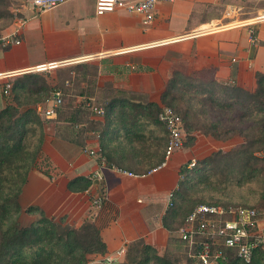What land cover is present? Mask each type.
<instances>
[{
    "label": "crops",
    "instance_id": "obj_1",
    "mask_svg": "<svg viewBox=\"0 0 264 264\" xmlns=\"http://www.w3.org/2000/svg\"><path fill=\"white\" fill-rule=\"evenodd\" d=\"M18 13L24 20L15 35L20 43L0 44V75L50 64L73 66V107L85 111L80 103L89 99L104 110L102 115L86 110V120L78 124L83 130L79 144L65 138V124L44 130L38 159L42 168L29 174L23 189L30 193L28 206H38L47 216H63L69 224L95 220L106 253L91 255L87 264H99L139 239L162 251L169 241L166 227L175 229L181 219L179 201L172 210L167 202L178 189L180 168L192 159L202 139L197 138L194 149L165 159L166 131L151 119L145 104L160 105L174 73L252 92L255 74H264V20L252 26L248 22L264 15V0L159 2L150 24L139 15L118 11L97 15L95 0H65L37 17H31L22 0ZM10 20L0 23V37L15 31L16 19ZM250 27L256 42L249 38ZM21 75L3 78L0 85ZM108 102L114 103L109 110L102 105ZM7 103L8 97L0 95V109ZM85 149L95 151V156ZM163 162L143 178L110 168L141 174ZM98 170L102 184L91 183L83 192L67 189L69 181L87 179ZM100 193L106 205L95 208L91 201ZM260 224L264 226V220Z\"/></svg>",
    "mask_w": 264,
    "mask_h": 264
},
{
    "label": "trees",
    "instance_id": "obj_2",
    "mask_svg": "<svg viewBox=\"0 0 264 264\" xmlns=\"http://www.w3.org/2000/svg\"><path fill=\"white\" fill-rule=\"evenodd\" d=\"M3 5V2L0 0V8ZM9 18H12L11 15H9ZM90 73L93 76L95 75L94 68ZM255 81L256 87L250 92L238 86L219 84L212 79H199V77L195 75L188 76L174 73L171 80L166 84L164 91L161 93L160 105L146 103L145 110L151 114V119L156 118V121L157 113L163 105L170 106L179 111L180 114H178L180 115L182 124H184L183 128H185V133L188 138L187 146H190L194 143L195 132L204 137H211L219 140L223 136L221 135L217 123H211L207 126L203 125L200 130L191 123L190 117L193 113L189 108H180L183 99L182 95H178L179 92L182 94L185 92L192 93L194 91L203 101L211 102L220 109L233 110L235 107L240 108L242 113H240L239 119L245 118L250 120V125L247 127L248 131H239L243 142L238 146L235 152L224 154L228 156L234 155L232 157L233 163L227 166H233L234 163L241 162L242 167L245 168L247 167L251 155L255 151H261L264 148V74L256 73ZM9 82L11 83L12 99L4 108L0 109V183L6 182V178L3 176H5L6 171H11L12 169L15 171L14 176H18L20 180H15V182L12 183L13 187H16L12 195L0 199V210L3 216L9 215L11 210L14 211L16 215L22 211L17 201L20 194L19 185H24L29 167L38 168V163H32V156H28V154L24 152V141L29 132L28 130L33 126H37L38 121L36 120L35 111L32 108L21 106L18 101L19 97L17 92L42 94L53 91V88L47 87L48 83L41 73L34 72L22 74ZM218 92L222 93L224 96L225 103H221L214 97ZM66 103H63L62 99V103L57 110V116L52 122H54L57 127L61 124H65L66 126L64 128L67 133L65 138L79 144L77 138L79 139V137H82L83 130L78 129V124L86 120L88 113L73 107L72 103L71 105H69V102ZM102 105L105 107L104 109L109 110L114 103L108 102ZM161 126L164 127L163 125ZM55 129L57 131L59 130L58 128ZM229 131H224V133L226 132L224 136H226ZM43 137L44 135H41L37 154H34L35 157L38 155L40 157L41 155ZM215 156L216 155L212 154L208 155L202 161L198 162V165L209 164V162L212 161V157ZM39 157L37 158L39 159ZM38 159L36 160L38 161ZM19 160L21 162L29 160V162L24 163L26 164L24 166H20L18 164ZM189 162L188 160V163ZM188 163L186 162L180 168V175L184 171L189 172V170H192V168H187ZM22 168H26L23 174L20 172ZM39 168L41 170L42 167ZM199 169L200 168H198V170ZM196 170L192 172L194 173ZM198 173H200V171ZM42 174L47 176L46 171L42 172ZM1 175L3 176L1 177ZM90 184L91 182L88 179L76 177L68 182L67 189L71 192H83L87 190ZM2 186L3 184L0 185V189ZM180 186L181 182L179 181L177 191ZM177 191L173 193L174 197H171L172 204L169 207L170 210L174 209V201L179 197ZM201 204L254 208L253 206L231 202ZM105 205L106 202L103 203L102 207L104 208ZM195 206L186 212L175 229L166 227L170 233L168 243L172 240L170 239L171 236L174 237L173 231H176L182 225L184 217ZM24 214L33 218L27 225H19L17 222H13L7 230L0 232V264H87L91 255L103 256L106 253V246L100 237V226L96 224L95 220L90 219L84 221L81 225L75 223L69 224L63 216L57 219L54 216H47L38 206L34 205L27 207L24 210ZM177 242L182 247L181 257L179 256L178 258L171 259L164 255L160 256L154 247L146 244L142 239L133 241L127 246L122 260L115 264H181L186 257V248L184 243L178 238ZM219 264H264V252L256 251L250 261L246 263L238 259L233 252L227 251L226 259L220 260Z\"/></svg>",
    "mask_w": 264,
    "mask_h": 264
},
{
    "label": "rangeland",
    "instance_id": "obj_3",
    "mask_svg": "<svg viewBox=\"0 0 264 264\" xmlns=\"http://www.w3.org/2000/svg\"><path fill=\"white\" fill-rule=\"evenodd\" d=\"M1 1L4 5L0 8V23L7 24L11 21L9 15H11V19L13 20V13L16 9H18L22 0ZM72 67L73 66L61 68L54 67L38 72L44 75L48 83V88H53V91L61 90L63 103L69 102V105H71V103H75L73 102L74 98L71 95L75 93L74 84H76V81L74 80L76 79V70L74 71L75 74L71 76L69 72L72 71L70 70ZM52 92L49 91L42 94L17 92L19 97L18 101L21 106L23 105L22 107L32 108L35 111V116L37 118L36 120L38 121L37 126L29 128V132L26 135L24 141V152L27 153L28 156H34L33 159L31 157L33 164L38 163L36 159H38L37 157H39V155L35 157L34 154H37L41 135H44V130L50 132L54 126L52 121L45 119L42 114L37 111L38 107L43 108L48 104V100L50 99ZM178 95H182L183 99L180 108H189L193 113V115L190 117L191 123H193L199 130L203 127V125L207 126L211 123H217L219 130L221 131V135L223 136L219 140L213 139L211 137H204L195 132L194 143L190 146H187L188 138L185 133V128H183V151L194 149L193 146L196 144L197 138H199L198 141L200 139H202V141L198 142V148L194 149V155L192 156V159H189V161L193 160L195 162L192 170H189V172L184 171L180 175L181 186L177 191L179 195L177 200L179 201L181 219L186 214V212H188L193 206L197 204L231 202L253 206L259 212V220H264V160L259 156L260 150L255 151L251 155L247 167L245 168L242 167L241 162L234 163L233 166H227L228 164L233 163L232 157L234 155L228 156L224 154L235 152L238 146L243 142L239 131H248L247 127L250 125V120L245 118L239 119V115L242 113L240 108L235 107L233 110L220 109L211 102L203 101V99L199 97L194 91L192 93L185 92L182 94L179 92ZM214 97L217 98L221 103H225V98L222 93L218 92L214 95ZM8 99L11 101L12 94L8 96ZM76 106L80 108L78 103H76ZM165 106L166 105H163L161 108ZM172 109L177 114L179 113V111L176 109ZM224 131H229L226 136H224L226 134ZM210 154L216 156L212 157V161L209 162V164L198 165V162L202 161ZM28 162L29 160L24 162L19 160L18 164L20 166H24L26 165L24 163ZM198 168L200 169L198 170ZM25 169L26 168H22L20 172L23 174ZM38 169L40 170L39 167H29L24 185L21 186L19 183L20 194L17 198V201L21 206L22 211L16 215L14 211L11 210L9 215L3 216L0 210V232L7 230L13 222H17L19 225H27L33 219L31 216L24 214V210L29 207L28 205H32V203L31 197L29 195L30 193L23 189L26 184L29 183V174ZM193 170L196 171L193 173ZM199 171L200 173H198ZM14 172V169H12L11 171H6V177L1 175V177L3 176L6 178V182L0 183V185L3 184L2 188L0 189V199L12 195L13 192H15L16 187H13L12 183H14L15 180H20V178L18 176H14ZM54 217L56 219L59 218L57 216ZM171 229H174V227H171ZM173 235L174 237L171 236L170 238L172 239L171 242L167 243L162 251L156 250L160 256L164 255L168 258L175 259L182 254V247L177 242L175 231H173Z\"/></svg>",
    "mask_w": 264,
    "mask_h": 264
},
{
    "label": "built area",
    "instance_id": "obj_4",
    "mask_svg": "<svg viewBox=\"0 0 264 264\" xmlns=\"http://www.w3.org/2000/svg\"><path fill=\"white\" fill-rule=\"evenodd\" d=\"M174 0H95V13L102 15L109 12H123L127 14L139 15L144 24H150L154 19L155 7L159 2H173ZM65 0H24L31 9V17H37L42 13L50 11L60 5ZM18 9L13 13L17 27L11 34L1 36L0 44L3 47L18 45L20 40L16 38V33L24 24V20L19 17ZM20 18V19H19ZM264 20V15H259L248 22L249 26L255 25ZM249 38L251 42H256L252 27L249 28ZM77 61V60H75ZM58 65H61L60 63ZM57 64L33 67L26 71L0 75V80L6 77H13L23 73H34L51 69ZM11 94V83L4 82L0 85V95L8 97ZM62 103L60 90L51 93L48 104L37 108L45 119L55 117L59 106ZM81 108L95 115H102L104 110L97 106L92 100L82 101ZM157 121L164 126L167 132V143L165 146V159L173 153L182 150L184 145V129L180 116L170 107H162L157 113ZM89 156L94 157L93 150H83ZM259 156L264 160V148L259 152ZM165 165H161L147 171L146 173L135 174L118 167H110L114 171L132 178H143ZM195 165L192 160L187 164L191 169ZM91 183L102 184L103 175L98 170L87 178ZM106 202L105 196L100 195L92 198V206L101 208ZM168 208L171 201L167 202ZM259 212L252 207L235 206L224 207L221 205L198 204L183 219L182 225L175 231L177 238L182 241L186 248V257L181 264H219L220 260L226 259V252L231 251L234 255L248 262L256 251L264 252V226L260 224ZM126 252L125 248L117 250L113 255L104 257L99 264H115L121 260ZM188 262V263H187Z\"/></svg>",
    "mask_w": 264,
    "mask_h": 264
},
{
    "label": "bare ground",
    "instance_id": "obj_5",
    "mask_svg": "<svg viewBox=\"0 0 264 264\" xmlns=\"http://www.w3.org/2000/svg\"><path fill=\"white\" fill-rule=\"evenodd\" d=\"M233 26V25H232Z\"/></svg>",
    "mask_w": 264,
    "mask_h": 264
}]
</instances>
